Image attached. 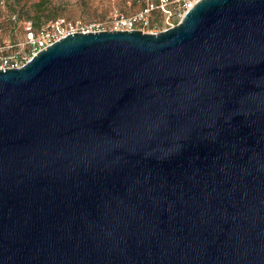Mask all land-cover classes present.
Instances as JSON below:
<instances>
[{"label": "water", "instance_id": "water-1", "mask_svg": "<svg viewBox=\"0 0 264 264\" xmlns=\"http://www.w3.org/2000/svg\"><path fill=\"white\" fill-rule=\"evenodd\" d=\"M0 264H264V0L0 69Z\"/></svg>", "mask_w": 264, "mask_h": 264}, {"label": "built area", "instance_id": "built-area-1", "mask_svg": "<svg viewBox=\"0 0 264 264\" xmlns=\"http://www.w3.org/2000/svg\"><path fill=\"white\" fill-rule=\"evenodd\" d=\"M174 4L173 15L176 22L181 18L183 13L189 9L197 0H173ZM169 0H157L154 3L152 0H146L144 6L131 15H115L107 23L103 25L99 22L80 23L77 21H67L63 18H56L49 22L44 27L33 30L29 21L23 22L24 29V44L26 51L20 50L8 51V45H0V69L18 67L24 63L31 55L46 45L58 40L64 35L74 32H91L100 30H133L143 31L148 25V13L154 8H159L165 17L171 15L170 8L167 4ZM173 23L169 24V26ZM144 32V31H143ZM156 33V32H151Z\"/></svg>", "mask_w": 264, "mask_h": 264}, {"label": "rangeland", "instance_id": "rangeland-1", "mask_svg": "<svg viewBox=\"0 0 264 264\" xmlns=\"http://www.w3.org/2000/svg\"><path fill=\"white\" fill-rule=\"evenodd\" d=\"M8 0H0V45H8V50L26 51L24 44L23 20L9 18L6 5ZM36 1V0H21ZM60 5V14L67 21L80 23L99 22L107 25L108 21L115 15H131L142 8L145 0H51ZM171 0L168 4L171 15L165 17L158 11H154L148 17V25L144 32H158L176 23L174 18V4Z\"/></svg>", "mask_w": 264, "mask_h": 264}, {"label": "trees", "instance_id": "trees-1", "mask_svg": "<svg viewBox=\"0 0 264 264\" xmlns=\"http://www.w3.org/2000/svg\"><path fill=\"white\" fill-rule=\"evenodd\" d=\"M145 1L142 7L144 6ZM152 1L154 3H157V0ZM170 3L171 2H169L168 4ZM168 4L167 7L169 8ZM6 5L9 13V18L23 20L22 23L24 21H29L30 26L33 30H38L44 27L49 22L58 18L57 15L60 14V5L58 3L52 2L51 0H36L31 2L21 0H8L6 1ZM154 11H158L163 14L159 8H154L149 11L148 17Z\"/></svg>", "mask_w": 264, "mask_h": 264}]
</instances>
